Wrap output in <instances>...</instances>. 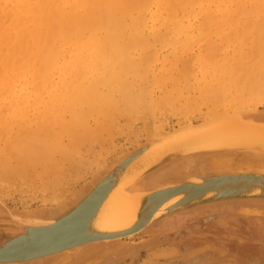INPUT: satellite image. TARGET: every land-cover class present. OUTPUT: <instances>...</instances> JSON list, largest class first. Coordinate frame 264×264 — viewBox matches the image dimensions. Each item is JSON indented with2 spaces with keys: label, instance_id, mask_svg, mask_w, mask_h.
<instances>
[{
  "label": "bare ground",
  "instance_id": "6f19581e",
  "mask_svg": "<svg viewBox=\"0 0 264 264\" xmlns=\"http://www.w3.org/2000/svg\"><path fill=\"white\" fill-rule=\"evenodd\" d=\"M191 16L194 19L200 18L198 25L191 24ZM183 19L188 20V27L197 33L194 35L191 32L200 39L196 44L203 41L204 47L198 45L197 51H193V38L196 37L186 33L185 45L181 46H185L188 52L192 50V58L185 56L189 60L183 61L185 66L175 78L168 71L169 75L166 74V78L161 79L164 76L160 71L152 68V60L156 59L158 51L152 48L155 51L152 54L154 51L148 49V46L151 42L161 45L170 43L168 36L178 29H184ZM157 24L164 31H160ZM145 28L151 30L149 32L152 39L145 35ZM189 28L186 27L185 31ZM208 32L210 34L207 35ZM247 39L250 41L248 45L244 44ZM153 43L150 47L155 46ZM230 44L236 47L230 46L229 52L227 48ZM241 45L247 47L244 49L248 53L242 50ZM172 47L175 52L176 45L173 44ZM185 49L181 52L185 53ZM149 50L151 54L148 53ZM134 51H138L137 57L132 54ZM171 55L178 60L177 54ZM243 58L250 62L247 65L245 59V68L241 69L244 67L241 63ZM198 62L199 69H196L193 63ZM239 63L242 64L241 68ZM170 64L175 66L176 62ZM260 64L264 65V0H0L1 178L4 173L7 175L11 172H18L20 177L23 174L22 169L30 172V180L32 176H37L39 180L43 172L47 176L54 171L55 174H51L53 177L60 176L63 171L61 168L65 166L62 165V153L65 154L64 151L74 146L79 149V138L93 130L88 125L86 127L87 117L108 115L105 118H109L108 113L112 109L114 113L111 114L116 112L119 117L125 115V120L134 119L135 122L138 121L136 118L141 119L143 126L142 131L135 130L139 128L135 126L131 131L132 126L129 123V134L136 131L134 136L136 134L140 137L138 133H142L143 139L131 148L118 150V154L109 162L102 163L107 152L100 158L103 159L102 162L97 161L100 157L97 156L94 159L97 162H90L96 163V168L79 187L67 189L63 186L66 185L65 181L61 182L50 175L53 180L48 176L47 179L41 177L40 187L37 185L34 190L39 188L41 191V186L42 190L43 187L45 191L50 190L51 193L48 194L52 195L51 205L30 208L26 204L18 209L9 204L2 194L5 193L4 188H0V264H68L76 260L81 262L85 257H91L90 264H100L110 258L109 249L117 246L122 248L128 238L147 233L155 227L157 229L159 224L176 214L197 213L211 208L234 212L236 206L249 209H254L257 205L264 206L262 194L226 196L264 190V176H261L264 175V109L256 105L257 101L264 99V67L259 68ZM163 65L164 60L161 66ZM161 66L159 68L165 70V66ZM166 69H169L168 65ZM173 69L175 70L172 67L171 70ZM198 70L205 76L201 77L205 79L202 85L201 78L197 77ZM175 71L179 73L177 67ZM200 72L198 73L201 74ZM129 75L134 81L137 78L140 82L137 79L136 82L139 84L131 83L133 79L129 82ZM181 75L185 82L191 76V83L196 81L193 84L195 87L188 84L187 88V82L182 81L184 88L191 90L193 86L195 91L194 88L198 87L197 92L201 88L202 97L199 92V98L207 97L209 100L205 98L198 102L200 99H194L197 93L193 96V91L190 94L189 90H184L185 96L182 95V85L177 88L176 82H172H180L178 78ZM167 77L173 84L171 86L170 82L168 90L173 88V92L178 93L180 98L175 97V93L172 96V90L167 92L166 87L164 89L167 93H163L165 90L160 87ZM239 80L241 83L237 82ZM155 88L160 89L162 95ZM114 93H118V96H114ZM176 98L181 99V102L178 100L181 103L179 107L175 106ZM205 100L207 110L200 111L202 119H187L188 121L179 122L177 126L166 129L168 115H164V110L171 109L174 112L176 109L179 118H189ZM50 117L54 119V127L48 122ZM101 118L95 121H100ZM109 122L113 123V120ZM100 123L102 126V122L96 125L100 126ZM113 124L112 127L116 125ZM80 128L84 135L79 134L82 133ZM91 135L88 139L90 144L93 138L99 136ZM63 137L72 144L78 140V144H71L72 147L69 145L67 149L68 145L65 144L68 143L65 141L63 144ZM99 137L94 141H99ZM75 147L72 149L76 155L79 150ZM54 149L60 154V160L63 157L60 164L58 156L54 157L56 161L52 158L56 153ZM71 153L70 151V155L65 156L69 157L65 161L72 160L75 163V159L82 160L78 156L74 158ZM45 158L59 169V175L53 167L48 172ZM49 160H46L47 163H50ZM74 163L71 167L68 163L64 169H79L81 164ZM90 163L87 165H91ZM87 165H81L82 168L84 166L81 171ZM43 167L47 170L43 171ZM27 172L24 171L26 177ZM10 175H7L10 177H7V181L12 179ZM25 176L23 174L21 178L26 183L21 181L22 183L17 184L24 183L29 188L27 182L30 180H26ZM194 177L197 179L188 181ZM5 182L6 180L3 183ZM255 186L257 188L252 190ZM208 193H214V196L219 193L222 197L216 196L208 201H190ZM76 205L80 206V210L75 217L54 228L56 219ZM230 215V219L237 217L234 213ZM259 220L264 223L263 219ZM175 222L179 224L180 221ZM263 223L260 222V229L252 230L260 232V235L264 234ZM128 230L132 231L108 236ZM101 234H104V238L88 241L89 238ZM156 235L157 230H154L151 238ZM152 244L149 240L143 245L132 247L131 251L140 255L143 248L148 249ZM236 247L237 252L242 249L240 244ZM258 247L260 246H257V251L260 250ZM99 250L102 253L99 254ZM151 250L152 253H147L149 259L140 262L141 264H158V257L170 252L156 246L151 247ZM215 251L219 253L215 254ZM226 251L214 248L212 255L210 251L207 252V256H210L208 258L204 256L195 260L192 258L196 257L186 256V261L178 262L172 258L170 263H166L222 264L227 260L234 264L237 252L232 250V258H226ZM227 252L231 254L230 251ZM240 252L245 253V250ZM258 253L253 252V255L257 256ZM32 255L36 257L20 261L8 259ZM108 260L105 264H114V258L112 261Z\"/></svg>",
  "mask_w": 264,
  "mask_h": 264
},
{
  "label": "rangeland",
  "instance_id": "374dc122",
  "mask_svg": "<svg viewBox=\"0 0 264 264\" xmlns=\"http://www.w3.org/2000/svg\"><path fill=\"white\" fill-rule=\"evenodd\" d=\"M192 17V16H191ZM189 18V20L191 19L192 20V18ZM198 19V20H197ZM190 20V21H191ZM200 20V18H196V19H194L193 18V20L191 21V24L192 25H198L199 23H198V21ZM188 20H186V19H183V23L182 24H184V29H178L177 31H175V32H173V34H171L170 36H168L169 37V41L168 42H170V43H166V44H158V43H153V42H151L150 43V46H152V43L153 44H155V46L153 45V47H150V46H148V49H152V48H154L155 49V51L158 53V55L156 56V59L154 58L153 60H152V68L153 69H155V70H157L158 69V71H160V74L161 75H163L164 77H162L161 75H160V77H162L161 79H163V78H166V74H168L169 75V73H170V75L172 74V76H173V78H175V76H177V74H180L181 72H182V69L184 68V66H185V63L184 62H186L187 60H189V59H186V57L185 56H187V58H188V55L190 56L189 58H192L191 56H192V54H193V52H192V50L190 51L189 50V52L191 53V54H188L189 52L185 49L186 47L185 46H183V48L185 49V53L187 54H185L184 53V51H182L181 52V50H184L183 48H181L182 46H181V44H184V38L186 37V33H188V35H192V37L196 34L197 35V33H195L194 31H192V29H191V27L189 28L188 27V22H187ZM192 22H194V23H192ZM198 23V24H197ZM181 24V25H182ZM186 25V26H185ZM157 26L159 27V29H160V31H164V29H163V27H161L160 25H158L157 24ZM189 28V29H186V31H185V28ZM149 28V24H148V26H147V29ZM146 28H145V31L147 30ZM191 29V30H190ZM151 32V30H147V33H145V35L149 38V39H152V37H151V34H150V32ZM184 31V32H183ZM191 32H193V34H191ZM149 33V34H148ZM190 33V34H189ZM208 34H210L209 32L207 33V35ZM194 37H196V36H194ZM198 37H200V34H198ZM194 39V43H193V51H197V48L200 46L201 48L202 47H204V42L202 41L201 42V44H196V41L199 43L200 41V39H197V37L196 38H193ZM197 39V40H196ZM248 40V41H247ZM247 40H245L244 41V44L245 43H247V45L250 43V41H249V39H247ZM174 41V43H172ZM172 43V44H171ZM173 44L174 45H176V49H175V52L173 51ZM172 45V46H171ZM181 47H180V46ZM185 45V44H184ZM195 45H197V46H195ZM199 45V46H198ZM203 45V46H202ZM171 46V47H170ZM230 46L231 47H233L234 46V48L236 47V45H232V44H230V45H228V51L230 52ZM150 47V48H149ZM178 47V48H177ZM179 47H180V49H179ZM237 47H238V44H237ZM249 48L251 47V45L250 46H248ZM157 48V49H156ZM241 48H242V50H245V49H247V47L245 46V45H241ZM245 48V49H244ZM172 49V50H171ZM153 50V49H152ZM151 50V51H152ZM176 50H178V51H176ZM251 50V49H250ZM148 51V50H147ZM154 51V50H153ZM152 51V52H153ZM155 51L152 53V54H155ZM169 51H171V52H169ZM138 51H134L132 54H134V55H136V53H137ZM182 54H180V53ZM245 53L247 52L248 53V50L246 51H244ZM149 54H151V52H150V50H149V52H148ZM170 53V54H169ZM177 54V56H178V60L176 59V61L174 60V58H172V55L171 54ZM138 54V53H137ZM178 54H180V55H178ZM133 55V56H134ZM168 57H167V56ZM138 55H136L135 57H137ZM167 57V58H165V57ZM171 56V57H170ZM180 56H181V59H180ZM163 58V59H162ZM170 58V59H169ZM174 61V63L176 62V64H175V66L177 67V70H179V73L177 72V71H175L176 70V67L175 66H173L172 64H170V63H173V61ZM244 59V58H243ZM246 59V58H245ZM245 59L244 60H242V62L241 63H243V65H244V67H242V64H240L239 65V67L241 68V69H244L245 68V64H246V62H248L247 63V65L249 64V62L250 61H248V59H246V62H245ZM163 60H164V65L163 66H165V70H167L166 69V65H168L169 66V69L166 71V72H162V71H165L164 70V68H159L161 65H162V62H163ZM166 60V61H165ZM172 62H171V61ZM178 61V62H177ZM184 63H182V62ZM169 63V64H168ZM183 65H182V64ZM200 63L198 62V63H196V64H194L193 63V66H194V68H198V65H199ZM170 65H171V68H170ZM181 65L183 66V67H181ZM163 66H161V67H163ZM178 66H179V68H178ZM197 66V67H196ZM258 65H256V67H257ZM261 64L259 65V68H261ZM172 67L173 68H175V70L173 69V70H171L172 69ZM211 66H209V68H210ZM254 67V69H255V66H253ZM262 67H264V65L262 66ZM168 68V67H167ZM181 68V69H180ZM258 68V69H259ZM160 69V70H159ZM199 69V68H198ZM256 70V69H255ZM168 71H169V73H168ZM198 72H200L199 70H198ZM197 72V77H203V74L201 75V74H199ZM202 72H204L203 70H202ZM173 73H175V74H173ZM165 74V75H164ZM199 74V75H198ZM207 73H204V75H206ZM201 75V76H200ZM208 75H210V74H208ZM178 76H180V75H178ZM184 76H186V75H184ZM183 76V77H184ZM191 76V75H190ZM128 77V81H129V78H130V75L129 76H127ZM187 78L189 77V75L188 76H186ZM192 77V76H191ZM191 77H189V79L186 81L187 82V84H186V88L189 86L188 84H190V86H191V84L193 85H195V82H192L191 83V81H192V78ZM205 77V76H204ZM203 77V78H204ZM170 78H171V76H170ZM169 77H167V79H165L164 81L165 82H163L162 83V85H161V87L160 88H162L163 89V91L166 89L167 90V92L168 91H170V89L168 90V87L170 86V82H171V80H168V79H170ZM173 78H171V79H173ZM182 78V75H181V77H179L178 79L180 80V82L178 83L177 82V80H174V81H172V82H176L175 83V85L177 84V86H175V87H177V88H179L178 86H181L182 85V81H184L185 79H181ZM185 78V77H184ZM203 78H201V80H200V84L202 85V83L204 82V80H203ZM132 79H133V77H131L130 78V81L129 82H131L132 81ZM137 79V78H136ZM136 79H135V81H134V79H133V81L131 82V83H133L134 82V85H138L139 83L138 82H140L138 79H137V81L138 82H136ZM190 79H191V81H190ZM241 79V78H240ZM244 79V77H242V79L241 80H243ZM162 81V80H161ZM188 81H189V83H188ZM202 81V82H201ZM135 82L137 83V84H135ZM172 82H171V84H172ZM185 82V81H184ZM185 82V83H186ZM213 82V81H212ZM237 82H239V83H241L240 82V80L239 81H237ZM243 82V81H242ZM181 84V85H180ZM193 85V86H194ZM171 86H173V84L171 85ZM193 86L191 87L192 89L191 90H189V88H188V90L186 89V88H184L183 87V85H182V88H184L182 91H181V93H182V95H184V90L185 91H188V93H190L191 94V92L193 91ZM166 87V88H165ZM195 87V86H194ZM165 88V89H164ZM200 88V87H199ZM156 90H157V93L159 94V95H162V92L160 93V89H158V88H155ZM161 89V90H162ZM173 89V88H172ZM171 89V90H172ZM181 89V88H180ZM195 89V91H193V96H194V94L195 93H197L196 94V97L194 96V99H200L199 98V96H198V93L200 92V89H199V92H197L196 90L198 89V87H196V88H194ZM166 90L163 92V93H167L166 92ZM230 91H232L231 92V94L233 93V89L231 88L230 89ZM171 92H173V90L171 91ZM175 92H173L172 93V96H174L173 94H174ZM187 93V94H188ZM118 94V93H117ZM116 93H114V96L116 95V96H118ZM176 94V93H175ZM186 94V95H187ZM210 94V93H209ZM176 95H178V93L176 94ZM175 95V97H179L180 98V96L178 95V96H176ZM200 95H201V92H200ZM211 95V94H210ZM209 95V96H210ZM185 96V95H184ZM189 97H191V95L189 96ZM201 97H202V95H201ZM176 98V99H177ZM207 99V100H209V98H207V97H204V99ZM201 99H203V98H201ZM201 99L200 100H198V102L200 101L201 102ZM204 99L202 100V101H204ZM178 100L179 99H177L176 101H177V103L175 102V106H180V104L178 103ZM180 102H181V99L179 100ZM197 102V103H198ZM257 104V106L260 108V109H264V99H263V101H261L260 100V102L259 101H257L256 102ZM177 104V105H176ZM179 104V105H178ZM199 104V103H198ZM204 104H206L207 105V101L205 100V102H203V104L201 103V107H199V108H197V110H195V111H193V114L191 113L190 114V116H189V118H184V119H182V118H179V116H177L178 114V111L175 109L174 110V112H173V110H171V109H167V110H164V112H165V114L164 115H168V119H167V121H166V123H168L167 125L169 126H165L166 127V129H170V128H173V127H175V126H177L178 125V123L179 122H182V121H188V120H194V121H197V120H200V119H202L203 117H201L200 115H202V113H200V111L201 112H203L204 110H207V107L205 108V105ZM197 105V104H196ZM203 105V106H202ZM198 106V105H197ZM197 106H195V108L197 107ZM200 106V105H199ZM178 107H176L177 109H179ZM204 107V108H203ZM201 108V109H200ZM108 110H109V108H108ZM107 110V111H108ZM109 112V111H108ZM111 113H114L113 111H112V109H110V112L108 113V114H110L109 115V118L108 117H106L105 118V116H108V115H103V116H101V115H92L93 117H87V119L85 120L86 122H87V124H86V127H87V125L90 127V128H92V129H88L89 131L90 130H92V131H90V133H88L87 135L85 134V136L84 137H86V136H88L86 139L83 137H80L79 138V140H80V143H79V149L78 148H76L74 145H77L78 144V140L75 142V143H77V144H72V143H70V142H68V141H70V140H66L67 138H65V137H63V144H65L64 142L65 141H67V143L68 144H65L66 146L68 145V147H67V149L70 147L69 145H73L74 147H75V149H78L79 151L77 152L76 151V155L73 153V150L74 149H72V148H74V147H72V145H71V147L72 148H70L69 150L73 153V157L74 158H76L77 156H78V158H80L81 157V161H83V159H85V161L87 162V161H89V162H87V163H90V162H102L101 160H103L104 162H102V163H105V162H109V161H111L115 156L114 155H117L118 153H117V151L119 150L120 151V149L121 150H125L126 148H131L134 144H136L137 143V141H141L142 139H143V134L142 133H138V135L140 136V137H137L136 136V134H135V136H134V133L136 132H132L133 133V135H132V133H130L129 134V132H131V131H133L135 128H141V129H135V130H143V126H141V124H142V120L141 119H138V118H136L138 121H135L134 122V119L133 120H125V118H126V116L124 115H121L120 117H119V115H117V113L115 112V116L113 115V114H111ZM173 113H176V114H174L173 115ZM195 113V114H194ZM176 115V116H175ZM63 117H69L68 115H62ZM103 117V118H101V117ZM173 116V117H172ZM193 116H196V117H194L193 118ZM97 117V119H95ZM101 118L102 119V121H101V119H100V121H95V120H99V118ZM114 117H116L115 119H113ZM105 118V120H103ZM108 118V119H107ZM175 118H177V119H175ZM135 119V120H136ZM188 119V120H187ZM54 119L52 118V117H50V118H48V122H50L51 124H53V127L55 126V122L53 121ZM108 120V121H107ZM109 120L112 122V120H113V123L115 122L116 123V125H117V123H118V125H117V127H115V126H113L112 127V125L111 124H113V123H110L109 122ZM117 122H116V121ZM127 121H128V123H127ZM98 122H102V126H101V123H100V126H99V124H97L96 125V123H98ZM136 122H137V125H136ZM114 123V124H115ZM129 123H131V126H132V130H131V126H130V124ZM134 125H133V124ZM113 124V125H114ZM139 124V125H138ZM107 125H109V127L107 126ZM98 126V127H97ZM134 126H135V128H134ZM137 126V127H136ZM111 127H112V129H111ZM88 128V127H87ZM113 128H119L118 130H114ZM78 130V129H77ZM80 130H81V128H80ZM80 130H78L79 132H80ZM83 130V129H82ZM81 130V131H82ZM129 130V131H128ZM131 130V131H130ZM128 131V132H127ZM87 132V131H86ZM84 132L82 131V133L80 132L79 134H83ZM91 133L93 134V136H94V134H95V136L96 135H99V136H96V137H99L98 139H99V141H94V140H96V137H95V139L93 138V141L91 142V144H90V142L88 141V139H90L89 138V136L91 137L92 135H91ZM124 134H125V136H124ZM127 134H129V135H127ZM142 134V135H141ZM84 135V134H83ZM126 135H127V137H126ZM129 136V137H128ZM133 136L135 137V139L133 138ZM142 136V137H141ZM66 137H67V135H66ZM133 138V141H132V138ZM92 139V138H91ZM128 139V141H126ZM137 139V140H136ZM130 140V141H129ZM81 141H82V143H81ZM85 141V142H84ZM87 141L89 142V145H87L88 143H87ZM132 141V142H131ZM84 142V143H83ZM70 143V144H69ZM112 143H113V145H115V146H117V147H115V149H114V147H113V145H112ZM120 144V145H119ZM128 144V145H127ZM131 144V145H130ZM86 145V146H85ZM122 145H124V146H122ZM130 146V147H129ZM90 147V148H89ZM123 148V149H122ZM114 149V150H113ZM55 150V151H54ZM54 150H52L51 152L53 153V151L54 152H56L55 154H54V156L52 157V158H57V156H58V162H59V164H60V162H61V160L63 159V157L61 158V160L59 159L61 156H64V160H62V165L66 168L68 165V163H70L69 165H70V167L72 166V164L74 163V161H72V160H69V161H65V158H66V160H68L69 159V157H65L66 155L67 156H69L70 154V151L69 150H67V151H69L68 152V154H67V151H64L65 152V154L64 153H62L61 151H59L60 153H62L63 155H61L60 156V154L58 155V151H56V149H54ZM66 150V149H65ZM106 152H107V155H105L104 157H103V159H100V158H102V155H104V154H106ZM50 154L51 156L53 155V154ZM71 153V154H72ZM50 156V157H51ZM72 156V155H71ZM96 156V157H95ZM97 156H100V157H98L97 158ZM49 157V156H48ZM49 157V158H50ZM54 158V159H55ZM68 158V159H67ZM73 158V159H74ZM95 158H97L98 160L97 161H95L96 159ZM47 161L49 160V159H47V158H45ZM51 159V158H50ZM54 159H51V161L53 162V160ZM71 159V158H70ZM95 159V160H94ZM100 159V160H99ZM45 160V162L44 163H46V167L45 168H48V172L50 173V171H52L53 169H56L55 168V165H57L56 163L57 162H53V163H51V161L49 160V162L51 163H47V161ZM55 161H56V159H55ZM75 163H79V164H81V165H87V163L85 162V161H83L82 163H80L81 161H78L77 159H75ZM71 162H73V163H71ZM74 163V164H75ZM48 164H50V167H51V169H50V167L48 166L47 167V165ZM91 164V163H90ZM51 165H54V166H51ZM62 165H60V166H62ZM81 165H79V169H78V167H74V166H78V165H73V167L74 168H70V170H67V169H69V168H67V169H64V167L63 168H61L63 171L61 172V174L60 173H58V171H59V169H56L55 171H57V175H59L60 174V176L62 177V180H61V177L60 176H58V177H56V178H58L61 182L63 181H65L64 182V184L66 183V185H63V183H62V185L63 186H65L67 189H72V188H76V187H79L84 181H85V179H88L90 176H91V173L93 172V170L96 168V166H97V164L96 163H93V164H91V165H89L90 166V168H88L89 166L87 165V166H85V170L84 171H81V170H83V168H84V166H83V168H82V166ZM95 165V166H94ZM40 166H42V165H39V167ZM59 166V165H58ZM43 167V171H46L47 169H45ZM52 167H53V169H52ZM50 169V170H49ZM89 169V170H88ZM40 170H42L41 168H40ZM64 170H66V171H64ZM1 171V170H0ZM20 171V170H19ZM24 171L25 172H27V170L26 169H22V173L24 174V176H25V173H24ZM21 172V171H20ZM54 172V171H53ZM53 172H51V174L53 173ZM60 172V171H59ZM3 172H1L0 173V183L3 181H5L6 180V182H8V184L5 182V183H1L0 184V188L1 189H3L4 188V192L6 193L7 192V194H5V193H3L2 192V194H3V196H4V198L9 202V204L10 205H12V206H16L18 209H22V207L24 206V205H26V206H30V208H35L36 207V205H38V206H40V205H43V204H45V205H51L52 204V201H50L51 199H50V197L52 198V195H50V194H48V193H51V191L49 190H47L46 189V191L44 190V188L45 187H43V190H42V186H41V191H40V189L38 188V190H34V189H36V187H40V183L42 182V181H40V179L42 180V178H45V179H47V176L50 178V179H52L51 177H53V175L55 174V172L53 173V175H51V174H47V176H45L46 174V172L44 173L43 172V174H41V176L39 177V180H38V178H37V176H32V180H30L29 178V176H31V174H30V172L28 173L27 172V176H28V174H29V176L28 177H24L26 180H30L29 182H27L28 184H29V188L28 187H26V185H23L24 183H26V181L25 180H22V178H21V176L23 177V174L19 177L18 176V172L17 173H15V172H11L10 174H7V175H10V176H12L11 178L12 179H10L9 181H7V179L8 178H10L9 176H7L5 173V175H6V177L4 178V174H3V177L1 178V174H2ZM45 174V175H44ZM19 175H20V173H19ZM34 175V174H33ZM36 175V174H35ZM43 175L45 176V177H43ZM51 177H50V176ZM39 176V175H38ZM8 177V178H7ZM33 177H34V179H33ZM42 177V178H41ZM55 177H53V178H55ZM73 177V178H72ZM5 180H4V179ZM18 178V179H17ZM21 178V179H20ZM63 178H66V179H64L63 180ZM76 178V179H75ZM20 179V180H19ZM37 179V180H36ZM44 179V180H45ZM69 179H71V180H69ZM72 179H74L75 180V182H74V180H72ZM34 180V181H33ZM53 180V179H52ZM77 180V181H76ZM21 181H25L23 184H21L22 182ZM34 183H33V182ZM18 182H21V183H19V184H17ZM37 182V183H36ZM70 184H69V183ZM73 182H74V184H73ZM67 183H68V185H67ZM81 183V184H80ZM4 184V185H3ZM73 184V185H72ZM21 185H23L22 187H21ZM31 185L33 186V187H31ZM38 185V186H37ZM28 186V185H27ZM62 187V186H61ZM64 187V188H65ZM69 187V188H68ZM28 188V189H27ZM63 188V187H62ZM65 188V189H66ZM32 190V191H31ZM34 190V191H33ZM26 191V192H25ZM37 191V192H36ZM45 192V193H44ZM43 199H44V202H43ZM49 199V200H48ZM26 201V202H25ZM50 201V202H49ZM30 202V203H29ZM48 202V203H47ZM33 206V207H32ZM234 209H236L234 212H230V211H228V212H223V211H219L218 209H214V208H211V209H207V210H203V211H199V212H185V213H183V214H176L174 217H172V218H169V219H167L166 221H168V222H163L162 224H159V226L157 227V229H156V227L155 228H153V230H151V231H149V232H147V233H140L139 235H135V236H132V237H130V238H128V240L126 241V243L124 244V246L122 247V248H118L119 246H117L115 249H114V247L113 248H111V249H109V250H111L110 252H109V254L108 255H110V258H107V259H109L108 261H110V259H111V261L113 260V258H114V261H113V263L114 264H130L131 262V264H141L140 262H143V261H145V260H148L149 259V256L147 255V253H152V250H151V247H153V246H156L157 248L159 247V248H161L162 250L163 249H167L168 251H170V252H168V254H166L165 256L163 255V256H159L158 258L159 259H157L158 260V264H167L166 262H169V260L170 259H172L173 258V260L175 261H177L178 260V262H180V261H186V259L184 258V257H186V256H189V257H196V258H192V259H198V258H202V257H206V258H208V257H210V256H207V252L208 251H210V253H211V255H212V249H214V248H218V249H224V250H227V251H230V253L231 254H229L227 251H226V253H225V257L226 258H232L231 256H233L234 254H232L233 253V251H235V252H237V247H236V245L238 246L239 244H240V246H242V249H244L245 250V253H242V252H240V251H238V252H240V253H238L237 252V259H236V261H235V263L234 264H264V234L262 233V235H260L259 233L260 232H255L254 230H252V229H254V228H261L260 226H261V224H260V222L261 223H263L261 220H259V219H263L264 220V206H259V205H257L254 209H249V208H245V207H238V208H234ZM235 214L237 217H233V218H231L230 219V214ZM238 213V214H237ZM190 214H193L192 216L190 215ZM184 215V217H182ZM190 215V216H189ZM207 215V216H206ZM227 217H226V216ZM229 215V216H228ZM205 216V217H204ZM189 217V218H188ZM203 217V218H202ZM226 217V218H225ZM183 220H182V219ZM241 218V219H240ZM200 219V220H199ZM238 219V220H237ZM229 220V221H228ZM240 220V221H239ZM242 220V221H241ZM171 221H172V223H171ZM175 221H177V222H179V224H176V222ZM184 221H185V223H184ZM199 221V222H198ZM211 222V223H210ZM237 222V223H236ZM247 222V223H246ZM184 223V224H183ZM188 223V224H187ZM195 223V224H194ZM221 223V224H220ZM182 225V227H181V225ZM211 225V226H210ZM241 225V226H240ZM263 225H264V223H263ZM168 226V227H167ZM177 226V227H176ZM232 226V227H231ZM247 226V227H246ZM175 228V229H174ZM180 228V229H179ZM201 228H202V230H201ZM223 228V229H222ZM225 228V229H224ZM236 228V229H235ZM165 229V230H164ZM174 229V230H173ZM184 229H187L186 231L184 230ZM154 230H157V235L155 236V237H153V238H151V235H152V232L154 231ZM209 230V231H208ZM228 230V231H227ZM240 231V232H239ZM154 233H156V232H154ZM162 233V234H161ZM164 234V235H163ZM252 234V235H251ZM172 235V236H171ZM199 235H201V236H199ZM212 235V236H211ZM243 235V236H242ZM245 235V236H244ZM251 235V236H250ZM160 236V237H159ZM192 236V237H191ZM203 236V237H202ZM211 236V237H210ZM231 236V237H230ZM234 236H236V237H234ZM202 237V238H201ZM238 238V239H237ZM165 239V240H164ZM217 241H216V240ZM146 240V241H145ZM151 241L153 244L147 249V248H143L142 249V253L140 254V255H138L136 252L135 253H133V251H131V248L132 247H136V246H138V245H143L144 243H146L147 241ZM142 241H144V242H142ZM195 241V242H194ZM158 242V243H157ZM187 243H189V244H187ZM191 244V245H190ZM227 244V245H226ZM258 244V245H257ZM205 245V246H204ZM126 246H128V248H125ZM257 246H260V247H258V249H260V250H258L257 251ZM184 247V248H183ZM202 247V248H201ZM206 247V248H205ZM178 248V249H177ZM198 248H199V250H198ZM256 248V249H255ZM190 249L192 250V251H190ZM195 249V250H194ZM203 249V250H202ZM115 250V251H114ZM117 250V251H116ZM176 250V251H175ZM179 250V251H178ZM187 250H189V252H186ZM233 250V251H232ZM122 251V252H121ZM174 251V252H173ZM252 253H251V252ZM99 254L100 253H102V251L101 250H99V251H97ZM132 252V253H131ZM173 252V253H172ZM191 252V253H190ZM253 252H259L258 253V255L257 256H254L253 255ZM119 253V254H118ZM179 253V254H178ZM196 253V254H195ZM219 252H216L215 251V254H218ZM171 254V255H170ZM181 254V255H180ZM227 254H229V255H227ZM114 255H116V258L114 257ZM138 256V257H137ZM176 256V257H175ZM213 256H215V255H213ZM137 257V258H136ZM164 257V258H163ZM166 257H167V259H166ZM91 258V257H90ZM90 258H87V257H85V259L84 260H82L81 262H79L80 260H76V261H72V262H70V263H68V264H74V262H75V264H90ZM163 258V259H162ZM179 258H180V260H179ZM107 259H105V261H101L100 262V264H105L106 262H107ZM116 259V260H115ZM121 259V260H120ZM165 259V260H164ZM185 259V260H184ZM263 259V260H262ZM136 260V261H135ZM160 260H161V262H160ZM255 260V261H254ZM259 260V261H258ZM262 260V261H261ZM238 261H239V263H238ZM226 262V263H225ZM225 262H223L222 264H230V261H227V260H225ZM170 263V262H169ZM153 264V263H152ZM155 264V263H154ZM232 264V263H231Z\"/></svg>",
  "mask_w": 264,
  "mask_h": 264
},
{
  "label": "water",
  "instance_id": "95a60500",
  "mask_svg": "<svg viewBox=\"0 0 264 264\" xmlns=\"http://www.w3.org/2000/svg\"><path fill=\"white\" fill-rule=\"evenodd\" d=\"M222 132H224V131H222ZM173 153H178V154H182L181 152H175V151H173ZM253 176H259V174H252ZM261 176H264V175H261ZM191 179H197V177H194V178H190V179H188V181H192ZM255 188H257V186H255L252 190H254ZM261 188V187H260ZM259 188V189H260ZM261 189H263V188H261ZM244 194H248V195H246V196H250V195H260V194H262V195H264V190H261V192L260 191H251V192H243V193H235V194H223V195H226V196H239V195H243L244 196ZM222 197L221 195H219V193H217V194H215V196H214V193H211V194H207V195H205V196H202V197H200V198H198V199H196V200H190V201H197V200H200V201H208V200H210V199H214L215 197ZM225 197V196H224ZM190 201H188V202H190ZM197 202H199V201H197ZM197 202H195V203H197ZM187 203V202H186ZM184 205H185V202H184ZM80 210V206L79 205H76L75 207H73L69 212H67V213H65V214H63L60 218H58V219H56V221H55V223H56V225L55 226H53L54 228L55 227H58V226H60V225H63V224H65V223H67V222H69L71 219H73L74 217H75V214L78 212ZM161 213V212H160ZM82 214V213H81ZM80 214V215H81ZM79 215V216H80ZM78 216V217H79ZM77 217V218H78ZM81 217H82V215H81ZM76 218V219H77ZM75 219V220H76ZM53 229V228H52ZM130 231H132V230H128V231H124V232H121V233H114V234H110V235H108V236H110V237H113V236H116V235H121V234H125V233H127V232H130ZM103 235L104 234H101V235H98V236H93V237H91V238H89L88 239V241H90V240H93V239H96V238H104L103 237ZM107 237V236H106ZM49 252V251H48ZM36 256H34V255H32V256H28V257H26V258H16V257H13V258H8V259H12V260H18V261H20V260H25V259H31V258H35Z\"/></svg>",
  "mask_w": 264,
  "mask_h": 264
},
{
  "label": "flooded vegetation",
  "instance_id": "af4514ba",
  "mask_svg": "<svg viewBox=\"0 0 264 264\" xmlns=\"http://www.w3.org/2000/svg\"><path fill=\"white\" fill-rule=\"evenodd\" d=\"M238 205H240V204H238ZM237 208L239 207V206H236ZM185 231L187 230V229H184Z\"/></svg>",
  "mask_w": 264,
  "mask_h": 264
}]
</instances>
